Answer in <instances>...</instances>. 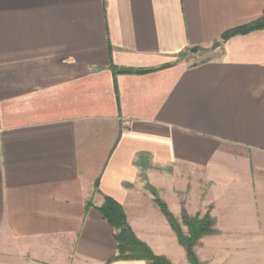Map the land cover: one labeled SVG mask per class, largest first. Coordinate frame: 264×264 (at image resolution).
Listing matches in <instances>:
<instances>
[{"label":"crops","instance_id":"0c3cea01","mask_svg":"<svg viewBox=\"0 0 264 264\" xmlns=\"http://www.w3.org/2000/svg\"><path fill=\"white\" fill-rule=\"evenodd\" d=\"M263 11L0 0V264H148L113 261L104 197L154 255L187 264L150 189L179 222L211 218L213 264H264V29L221 40ZM193 48L210 57L191 64Z\"/></svg>","mask_w":264,"mask_h":264},{"label":"trees","instance_id":"16d2710c","mask_svg":"<svg viewBox=\"0 0 264 264\" xmlns=\"http://www.w3.org/2000/svg\"><path fill=\"white\" fill-rule=\"evenodd\" d=\"M264 1V0H263ZM264 29V11L262 15L255 21L230 30L223 34L221 37L222 41H226L229 38L237 35H245L253 31ZM113 73L124 74V73H145L147 71H134L118 69L111 66ZM154 196V201L159 207L160 211L165 216L170 227L177 236L179 244L184 248L186 258L189 264H199L193 247L196 242L205 235L214 234L213 222L211 218L206 215L202 218L189 217L184 210L181 212V222L187 229V235L181 231L180 224L168 211L166 205L158 198L156 192L150 189ZM98 212L101 214L103 219L114 231V240L116 242V255L113 261H145L148 264H171L168 260L163 257L156 256L152 253L149 247L141 242L134 235L130 229L124 210L120 204L115 202L109 197H104L103 204L98 208Z\"/></svg>","mask_w":264,"mask_h":264},{"label":"rangeland","instance_id":"374dc122","mask_svg":"<svg viewBox=\"0 0 264 264\" xmlns=\"http://www.w3.org/2000/svg\"><path fill=\"white\" fill-rule=\"evenodd\" d=\"M210 56H209V54H205V53H195L194 55H193V57H191V61H190V63L191 64H197V63H201V62H204V61H206V60H208V58H209ZM182 210H184V208H182ZM182 210H181V212H182ZM185 211V210H184ZM185 213L187 214V212L185 211ZM188 215V214H187ZM177 220V219H176ZM178 223L180 224V227H181V225H183L182 224V222H181V220H180V222L178 221ZM185 227V226H184ZM186 228V227H185ZM187 230V229H186ZM181 231H182V229H181ZM216 233V232H215ZM215 233L214 234H212V235H215ZM176 235V234H175ZM184 235H187V233L186 234H184ZM177 237V236H176ZM202 238V237H201ZM199 242H200V239L196 242V244L194 245V247H193V251H194V254H195V256H196V258H197V260H198V262H199V264H213V262L214 261H218V258H219V254H218V252L217 251H214V250H211V251H205L204 250V248H203V246L202 245H200L199 244ZM181 246V245H180ZM182 247V246H181ZM183 248V247H182ZM183 250H184V248H183ZM184 252H185V250H184ZM153 253V252H152ZM154 254V253H153ZM185 256H186V253H185ZM164 258V257H163ZM166 259V258H165ZM167 260V259H166ZM186 260H187V258H186ZM204 260H206V261H204ZM171 263V262H170ZM187 264H189L188 263V261H187Z\"/></svg>","mask_w":264,"mask_h":264},{"label":"water","instance_id":"95a60500","mask_svg":"<svg viewBox=\"0 0 264 264\" xmlns=\"http://www.w3.org/2000/svg\"><path fill=\"white\" fill-rule=\"evenodd\" d=\"M219 46H220V43H219V42H215V43L211 46L210 50L213 51V50H215L216 48H218ZM189 52H190L191 54H195V53L197 52V48H193V49H191Z\"/></svg>","mask_w":264,"mask_h":264}]
</instances>
